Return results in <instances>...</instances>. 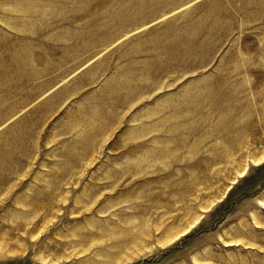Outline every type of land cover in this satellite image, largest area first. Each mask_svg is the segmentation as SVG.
Here are the masks:
<instances>
[{"label": "rangeland", "instance_id": "obj_1", "mask_svg": "<svg viewBox=\"0 0 264 264\" xmlns=\"http://www.w3.org/2000/svg\"><path fill=\"white\" fill-rule=\"evenodd\" d=\"M0 264H264V0H0Z\"/></svg>", "mask_w": 264, "mask_h": 264}]
</instances>
